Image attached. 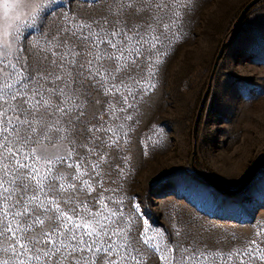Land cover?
I'll use <instances>...</instances> for the list:
<instances>
[{"label": "snow or ice", "instance_id": "6c2138e0", "mask_svg": "<svg viewBox=\"0 0 264 264\" xmlns=\"http://www.w3.org/2000/svg\"><path fill=\"white\" fill-rule=\"evenodd\" d=\"M89 2L102 3L106 14L70 22L29 48L22 28L31 26L43 0L3 4L0 264H147L152 255L161 264L264 261L259 232L227 252L166 239L148 226L136 234L135 212L125 211L113 176L125 171L116 161L127 164L129 157L111 154L123 152L133 129L109 124L103 113L86 119L87 97L92 90L119 94L105 110L115 117L134 107L130 97L135 101L138 89H154L155 65L177 38L179 12L170 0Z\"/></svg>", "mask_w": 264, "mask_h": 264}, {"label": "rangeland", "instance_id": "374dc122", "mask_svg": "<svg viewBox=\"0 0 264 264\" xmlns=\"http://www.w3.org/2000/svg\"><path fill=\"white\" fill-rule=\"evenodd\" d=\"M251 1L170 0L179 12L172 29L177 38L155 65V88L138 89L135 101L130 97L134 107L115 117L105 110L119 94L114 98L92 90L87 97L86 119L103 113L109 124L133 129L123 152L111 154L129 157L127 164L116 161L125 171L113 176L122 185L125 211L135 212L137 235L148 226L162 230L166 239L224 252L240 248L258 232L264 238V0L234 30ZM13 2L0 0V31L3 4ZM103 8L89 0H43L20 39L29 48L70 22L99 19L106 14ZM223 43L228 45L210 83ZM127 114L132 120L116 118ZM147 264L161 262L152 255Z\"/></svg>", "mask_w": 264, "mask_h": 264}, {"label": "water", "instance_id": "95a60500", "mask_svg": "<svg viewBox=\"0 0 264 264\" xmlns=\"http://www.w3.org/2000/svg\"><path fill=\"white\" fill-rule=\"evenodd\" d=\"M260 1H261V0H252L250 3H248V4L243 8V10L241 11V13H240V15H239V17H238V19H237V21H236V23H235V28H234V30L239 26V24L242 22L243 18H244L245 15L249 12V10L252 9V8H253L256 4H258ZM234 30H233V31H234ZM227 45H228V43H223L222 46H221V48H220V50H219V52H218V55H217V57H216V59H215V62H214V66H213V70H212V75H211L210 83H211V81H212V77H213L214 73L216 72L217 66H218V64H219V62H220V60H221V58H222V56H223V54H224V51H225L226 48H227ZM210 83H209L208 89H209V87H210ZM204 101H205V97L203 98V100H202V102H201L200 109H199V113H201V111H202V107H203V105H204ZM253 174H254V170L252 171L251 175L247 178L246 183L244 184L243 188L245 187V185H246L248 182L251 181V179H252V177H253ZM241 191H242V190L238 191V193L241 192Z\"/></svg>", "mask_w": 264, "mask_h": 264}]
</instances>
